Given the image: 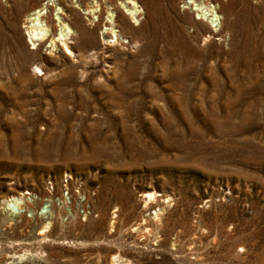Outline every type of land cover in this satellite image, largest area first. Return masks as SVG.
<instances>
[{
    "label": "rangeland",
    "instance_id": "1",
    "mask_svg": "<svg viewBox=\"0 0 264 264\" xmlns=\"http://www.w3.org/2000/svg\"><path fill=\"white\" fill-rule=\"evenodd\" d=\"M124 1L0 0V264H264V0Z\"/></svg>",
    "mask_w": 264,
    "mask_h": 264
},
{
    "label": "bare ground",
    "instance_id": "2",
    "mask_svg": "<svg viewBox=\"0 0 264 264\" xmlns=\"http://www.w3.org/2000/svg\"><path fill=\"white\" fill-rule=\"evenodd\" d=\"M197 2V0H195ZM214 0H200V8H198V12L200 15L204 14L206 18H208V21L211 25L214 26L216 33H220L223 29V22L222 17L219 15V7L211 6ZM194 2V0H193ZM122 6H125L127 9V15L131 17L135 22L139 21L141 12L137 10V6L135 4L134 0H125ZM189 3H185L187 5ZM50 5L46 4L41 9H35L33 10L28 16H27V26L25 27L27 30V37L29 38V42L31 45L35 46L36 44L40 45L42 43H49L50 48L56 49L59 47V44L65 47L70 54L73 55L72 47L70 46L72 44L73 36L75 34L74 31H70L68 28V25L66 24L65 18L58 17L57 19L50 20L49 18V10ZM46 9V11H44ZM206 10V12H203V10ZM112 12H114L113 9H111ZM200 10V11H199ZM126 12V11H125ZM95 15L97 13L96 10H90L86 12V14H92ZM115 13V12H114ZM99 16L97 17L99 19ZM111 20L106 21V25L108 26L107 29H105L104 34H108L111 36V39H115L116 42H120L121 39H124V33L122 30H120L119 21L116 14L110 15ZM197 25H204L202 22H195ZM110 39V38H109ZM257 39V38H255ZM112 41V40H111ZM114 41V42H115ZM110 41H107V44H109ZM34 49V48H33ZM93 55V54H92ZM37 69H40V67L37 65ZM41 70V69H40ZM42 72V71H41ZM27 195V194H26ZM148 202H151L152 200H155V194L148 193L144 197ZM3 203L6 205V207L11 208L12 205H18V200L14 197H10L7 200L3 201Z\"/></svg>",
    "mask_w": 264,
    "mask_h": 264
}]
</instances>
